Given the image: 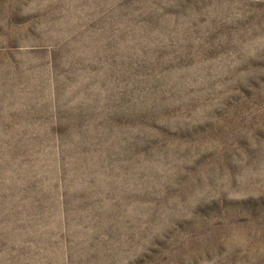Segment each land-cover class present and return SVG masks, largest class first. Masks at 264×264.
I'll return each mask as SVG.
<instances>
[{"label": "rangeland", "instance_id": "374dc122", "mask_svg": "<svg viewBox=\"0 0 264 264\" xmlns=\"http://www.w3.org/2000/svg\"><path fill=\"white\" fill-rule=\"evenodd\" d=\"M0 264H264V0H0Z\"/></svg>", "mask_w": 264, "mask_h": 264}]
</instances>
